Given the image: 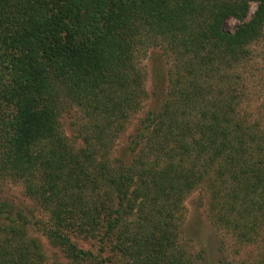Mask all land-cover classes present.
<instances>
[{"label": "trees", "instance_id": "trees-1", "mask_svg": "<svg viewBox=\"0 0 264 264\" xmlns=\"http://www.w3.org/2000/svg\"><path fill=\"white\" fill-rule=\"evenodd\" d=\"M263 30L264 0H0V184L47 214L58 254L0 197V264H197L179 234L198 188L264 264V131L236 82ZM144 58L149 106L114 154L147 97Z\"/></svg>", "mask_w": 264, "mask_h": 264}, {"label": "rangeland", "instance_id": "rangeland-1", "mask_svg": "<svg viewBox=\"0 0 264 264\" xmlns=\"http://www.w3.org/2000/svg\"><path fill=\"white\" fill-rule=\"evenodd\" d=\"M254 9L255 3H252L251 12ZM236 23L235 18L229 17L226 20L224 29L233 30ZM249 49V58L246 63L237 68L240 77L236 82L238 83L237 86L241 87L244 97L240 112L252 123L257 122L258 127L264 131V30L263 35L254 41ZM150 62L147 58L142 60L144 68L142 86L147 97L141 105L142 108L133 114L126 132L122 133L117 139L118 141L115 142L114 154L117 153L120 146V155L125 153L124 145L129 133L141 117L142 112L149 106L152 96ZM75 115L76 112L74 111L73 114L64 115L62 118L64 131L71 140L74 138V127L71 122ZM73 142L75 145H79L77 138ZM0 197L9 203L15 204L18 208H22L29 224L27 235L42 242L44 249L49 253L50 258L48 260L51 261L55 256H58L57 251L48 245L46 236L42 234L39 228L46 221L47 214L38 205L32 204L33 201L23 193L21 186L10 181L2 182L0 184ZM208 197V192L204 188H198L189 193L184 199L182 204L183 218L180 222V243L189 254L198 259L197 264H252L260 252V241L255 238L247 243L238 242L231 234L219 227L211 218V212L208 211ZM81 245L88 246L86 243H81ZM109 254L112 255L111 250Z\"/></svg>", "mask_w": 264, "mask_h": 264}]
</instances>
